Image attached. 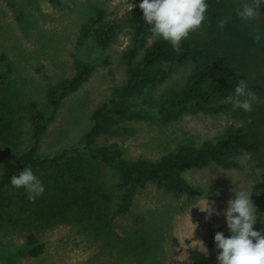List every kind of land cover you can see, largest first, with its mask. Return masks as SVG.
Masks as SVG:
<instances>
[{"label": "rangeland", "instance_id": "obj_1", "mask_svg": "<svg viewBox=\"0 0 264 264\" xmlns=\"http://www.w3.org/2000/svg\"><path fill=\"white\" fill-rule=\"evenodd\" d=\"M141 2L0 0V173L31 143L32 104L47 113L38 156L84 145L92 112L115 96L126 78L122 53L130 41L121 35L115 43L100 47L90 37L78 45L79 29L100 9L106 19L123 21L130 5ZM152 40L145 39L143 48ZM81 63L90 67L86 79L50 108L48 87L72 77ZM188 69L178 68L167 81L131 99L129 103L145 112L120 118L94 146L118 149L127 160H157L180 146L213 140L229 124L243 123L237 112L183 113L172 123H162L152 107L139 105L142 99L161 101L178 90ZM261 69L255 76L258 86L264 74ZM254 105L264 141V93ZM263 157L264 146L255 155L237 156L238 168L223 169L212 163L184 172V179L197 190L195 195L177 198L154 182L132 187L129 209L117 213L118 168L93 160L84 151L82 161L89 172L84 183L71 185L49 169L37 176L45 188L35 202L10 197L0 204V264H192L188 247L204 251L199 241L206 248L216 232L230 235L223 214L206 220L199 207L205 198L214 200L215 209L222 213L234 191L250 194L253 169ZM31 242L42 245L39 255L28 254ZM214 248L217 256L220 250L215 242Z\"/></svg>", "mask_w": 264, "mask_h": 264}, {"label": "trees", "instance_id": "obj_2", "mask_svg": "<svg viewBox=\"0 0 264 264\" xmlns=\"http://www.w3.org/2000/svg\"><path fill=\"white\" fill-rule=\"evenodd\" d=\"M244 2L250 0H206L207 19L202 23L199 30L201 33L192 32L182 40L179 53L162 38L152 40L143 48L145 39L152 38V33L151 26L143 20V12L139 6L129 10L123 21L106 19L103 10L96 11L81 25L77 43L81 45L92 37L98 46L107 47L115 43L119 36H127L130 43L122 53L126 78L115 96L102 102L92 112L91 125L84 135L82 147H64L52 155L38 156L47 113L40 106L32 104L31 143L0 173V204L10 197L19 201H30L23 187L16 188L10 182V178L18 175L24 167H30L36 176L50 169L53 172L55 170V176L71 185L84 183L89 176L87 163L82 161L84 151L91 159L113 164L118 168L120 180L117 184V213L129 209L132 187L154 182L177 198L195 195L197 190L184 179V172L212 163L223 169L238 168L236 158L241 153H260L264 141L263 132L254 119L255 105L253 104L252 111L247 113L227 102V98L234 95L235 86L240 79H245L258 97L264 93V74H261V88L255 83L257 69L262 68L261 71L264 72V4L258 9L260 18L245 21L237 15L240 5ZM225 19L227 23L221 29L219 22ZM257 33L260 34L258 43L254 41ZM142 48V54L137 59ZM186 66L189 69L178 90L172 91L161 101L149 103L142 99L139 105L152 107L154 115L162 123H172L183 113L196 112H237L243 123L229 124L217 138L205 140L199 145L180 146L157 160H127L118 149L94 146L95 140L99 136L109 134L120 118L132 117L138 111L145 112L144 109H137L129 103L131 99L140 97L145 90L167 81L178 68ZM89 70L88 64L81 63L72 77L57 85H50L48 106H57L65 94L75 91L86 79ZM249 120L251 123H248ZM256 168L264 169V161L256 163L250 189V199L257 209V223L253 229L264 234V173L257 176ZM92 176L91 174V178ZM58 199L65 204L64 198L58 196ZM66 206L71 207L69 204ZM206 249L207 253L195 247H188L187 257L192 264H218L213 238L209 239ZM41 250L42 245L31 242L28 254L37 256Z\"/></svg>", "mask_w": 264, "mask_h": 264}, {"label": "clouds", "instance_id": "obj_3", "mask_svg": "<svg viewBox=\"0 0 264 264\" xmlns=\"http://www.w3.org/2000/svg\"><path fill=\"white\" fill-rule=\"evenodd\" d=\"M261 4H264V0L242 3L237 12L238 17L245 21L257 20L260 18L258 9ZM134 6L131 4L129 10ZM139 8L143 12V20L151 26L152 39L162 38L168 41L179 53L182 40L190 33L200 30L202 23L206 21L208 4L206 0H142ZM226 23L227 19L221 20L218 26L223 29ZM254 41H260L259 33L254 36ZM227 102L234 108L250 113L253 104L259 102V97L249 88L245 79H240L235 86L234 95L229 96ZM262 173L264 169H255L257 176ZM10 182L16 188L23 187L32 202L44 193L41 180L30 167H24L18 175H13ZM250 197L245 191H234V198L227 201V207L222 213L215 209L214 200L209 202L205 198L204 206L199 207L200 211L206 213V220L212 215L223 214L225 217L230 235L225 237L222 232H216L214 236L215 246L220 250L216 257L218 264H264V234L253 229L257 223V209ZM199 242L207 253L203 242Z\"/></svg>", "mask_w": 264, "mask_h": 264}]
</instances>
